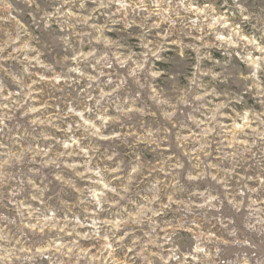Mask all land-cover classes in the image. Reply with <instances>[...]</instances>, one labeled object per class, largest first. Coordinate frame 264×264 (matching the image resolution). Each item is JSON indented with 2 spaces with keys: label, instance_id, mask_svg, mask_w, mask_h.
I'll use <instances>...</instances> for the list:
<instances>
[{
  "label": "rangeland",
  "instance_id": "obj_1",
  "mask_svg": "<svg viewBox=\"0 0 264 264\" xmlns=\"http://www.w3.org/2000/svg\"><path fill=\"white\" fill-rule=\"evenodd\" d=\"M0 264H264V0H0Z\"/></svg>",
  "mask_w": 264,
  "mask_h": 264
}]
</instances>
